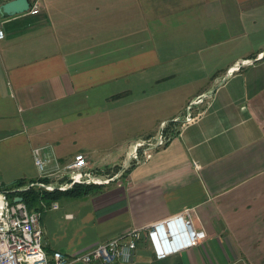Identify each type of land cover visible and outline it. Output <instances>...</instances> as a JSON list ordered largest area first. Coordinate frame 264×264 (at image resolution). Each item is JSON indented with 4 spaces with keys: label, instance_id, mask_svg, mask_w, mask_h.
Returning <instances> with one entry per match:
<instances>
[{
    "label": "crops",
    "instance_id": "crops-1",
    "mask_svg": "<svg viewBox=\"0 0 264 264\" xmlns=\"http://www.w3.org/2000/svg\"><path fill=\"white\" fill-rule=\"evenodd\" d=\"M38 5L0 15V181L37 180L35 149L59 168L82 154L96 172L119 168L135 141L166 138L115 181L40 202L44 251L72 256L189 209L201 244L158 259L141 240L131 264H264V0ZM179 94L183 106L118 161L83 143L112 111ZM198 97L200 116L183 124Z\"/></svg>",
    "mask_w": 264,
    "mask_h": 264
},
{
    "label": "built area",
    "instance_id": "built-area-1",
    "mask_svg": "<svg viewBox=\"0 0 264 264\" xmlns=\"http://www.w3.org/2000/svg\"><path fill=\"white\" fill-rule=\"evenodd\" d=\"M30 15L39 13L38 0H27ZM5 37L0 20V41ZM242 65L244 62L241 63ZM202 102L200 97L187 105L182 123L195 121L200 114L192 113L195 106ZM165 136L153 141H141L138 147L153 148L165 142ZM50 158L43 155L39 149L33 150V163L39 178L26 186L8 190L0 182V264H131L136 252L137 244L141 240L149 241L155 249V256L163 259L187 248L201 244L205 232L194 228L191 210L169 217L164 221L152 223L142 228H132L126 233L114 237L106 242L98 243L94 247L78 255L65 256L59 251L46 253L41 244V229L39 226L40 213L30 211L22 201L19 192L30 187L43 189L47 192L67 191L74 185L102 186L115 181L127 170V163L138 165L142 158L135 153L129 155L127 163L108 178L96 175L89 168L86 158L82 154L74 156L73 161L66 167L59 168ZM129 166V167H130ZM41 180H46L41 181ZM52 180V182H49ZM53 210L57 205L53 204Z\"/></svg>",
    "mask_w": 264,
    "mask_h": 264
},
{
    "label": "rangeland",
    "instance_id": "rangeland-1",
    "mask_svg": "<svg viewBox=\"0 0 264 264\" xmlns=\"http://www.w3.org/2000/svg\"><path fill=\"white\" fill-rule=\"evenodd\" d=\"M187 90H193L191 88H185ZM183 89V90H185ZM190 91L181 93L183 96L188 95ZM179 94L178 97L173 98L171 101H167V104L162 102L161 98L163 99V96H161L158 102L156 104H151L150 101H147V104L143 105H135L131 106L130 108L126 109H116L112 111L107 121H102L101 119L96 121V126L94 127L93 131H98L97 135H85L82 137V139H88L84 140L83 143L88 144L89 146H92L94 149H96V155L101 156L102 150H107L108 154L112 156V158H115L116 161L118 159L119 155H121L124 152V149L129 142H133V140L137 138H146L148 134H153V129L155 126L158 125V122L163 119L162 117H166L168 113L175 112L177 109L181 108L182 105V98L183 96ZM168 96V95H165ZM164 100V99H163ZM187 107V105H186ZM186 107L184 108V113L186 111ZM133 112H136L135 114ZM182 112V111H181ZM194 112V109L192 110V113ZM184 113L182 116H184ZM194 114V113H193ZM161 116V117H160ZM179 116V115H178ZM133 117V119H131ZM161 118V119H158ZM184 118V117H183ZM158 119V120H157ZM169 122V121H168ZM91 123V122H88ZM93 122L92 124H94ZM178 124V123H177ZM179 127L182 125L181 123L178 124ZM165 126V127H164ZM170 125L166 124L163 125V127L166 129V127H169ZM177 126H173V130L175 131ZM104 130V131H102ZM158 132V131H157ZM105 133V134H102ZM165 134H167L165 132ZM168 135V134H167ZM141 143V141H135L133 145L130 147L131 149L128 151L127 155H131L135 153L139 158L141 157L140 154H142V148L138 147L137 144ZM100 151V153H99ZM78 155V154H77ZM127 157L121 162L117 163L118 166L121 165L119 168H106L104 171H94L96 175H99L103 178H108L112 176L113 174H116L115 172L119 169H122V167L127 163L126 160ZM128 159V158H127ZM143 162V159H142ZM141 162V163H142ZM132 162L127 163V168L131 165ZM134 164H132L133 166ZM2 183V181H0ZM14 183V182H13ZM13 183H2L4 188H7ZM83 253V252H81ZM77 253L75 255L81 254ZM72 264H81V263H72Z\"/></svg>",
    "mask_w": 264,
    "mask_h": 264
},
{
    "label": "trees",
    "instance_id": "trees-1",
    "mask_svg": "<svg viewBox=\"0 0 264 264\" xmlns=\"http://www.w3.org/2000/svg\"><path fill=\"white\" fill-rule=\"evenodd\" d=\"M36 181V180H35ZM35 181H26V180H17L15 181L13 184H11L10 186H8L6 189L8 190H12L15 188H19V187H23L28 185L31 182H35ZM41 181H45L46 180H41ZM99 186H94V185H74L71 189L67 190V191H52V192H47L43 189H39L36 187H30L25 191L16 193L18 194L22 199L23 202L26 204L27 208L30 211H37L39 209V203L40 202H52L54 200H56V198L62 194L64 195H81V194H86L88 192H90V190H93L95 188H98Z\"/></svg>",
    "mask_w": 264,
    "mask_h": 264
},
{
    "label": "water",
    "instance_id": "water-1",
    "mask_svg": "<svg viewBox=\"0 0 264 264\" xmlns=\"http://www.w3.org/2000/svg\"><path fill=\"white\" fill-rule=\"evenodd\" d=\"M29 3L27 0H12L0 6V15L12 16L27 11ZM14 201H22V198L13 199Z\"/></svg>",
    "mask_w": 264,
    "mask_h": 264
}]
</instances>
